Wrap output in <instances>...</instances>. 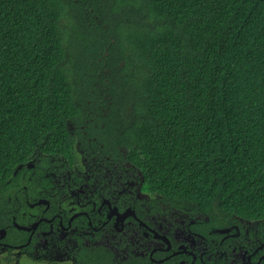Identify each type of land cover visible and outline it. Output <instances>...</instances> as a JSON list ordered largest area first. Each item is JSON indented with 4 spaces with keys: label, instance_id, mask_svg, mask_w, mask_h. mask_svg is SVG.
Here are the masks:
<instances>
[{
    "label": "trees",
    "instance_id": "1",
    "mask_svg": "<svg viewBox=\"0 0 264 264\" xmlns=\"http://www.w3.org/2000/svg\"><path fill=\"white\" fill-rule=\"evenodd\" d=\"M98 145L113 158L123 147L158 211L201 215L205 230L264 225V0H0L4 243L28 242L15 224L42 207L14 195L45 198L39 168ZM77 251V264L111 263Z\"/></svg>",
    "mask_w": 264,
    "mask_h": 264
},
{
    "label": "flooded vegetation",
    "instance_id": "2",
    "mask_svg": "<svg viewBox=\"0 0 264 264\" xmlns=\"http://www.w3.org/2000/svg\"><path fill=\"white\" fill-rule=\"evenodd\" d=\"M71 129L78 133L77 127ZM98 147L80 149L79 159L57 173L41 166L36 184L45 198L31 203L28 194L14 195L16 206L27 203L42 211L30 226L15 224L29 233L27 243H4L5 230L6 236L0 238L2 259L28 254L44 264L53 258L56 263L77 264V250L86 247L107 252L110 264H148L146 259L153 264H264V225L260 221L238 219L232 228L205 230L195 226L204 220L201 215L194 217L164 205L158 211L157 204L141 191V171L125 163L123 147L118 148L117 158L109 157L103 145ZM35 167L27 165L28 169ZM36 223L35 230H27ZM33 240L31 251H23Z\"/></svg>",
    "mask_w": 264,
    "mask_h": 264
},
{
    "label": "rangeland",
    "instance_id": "3",
    "mask_svg": "<svg viewBox=\"0 0 264 264\" xmlns=\"http://www.w3.org/2000/svg\"><path fill=\"white\" fill-rule=\"evenodd\" d=\"M174 214L175 213H173V215ZM173 215H171V218L173 217ZM16 256L19 257V258H16V259L14 258L12 264H44L43 262L42 263H40V262H33L32 260L27 259V257L25 255H23L22 257H20L19 254H16ZM53 260H56V259L53 258Z\"/></svg>",
    "mask_w": 264,
    "mask_h": 264
},
{
    "label": "water",
    "instance_id": "4",
    "mask_svg": "<svg viewBox=\"0 0 264 264\" xmlns=\"http://www.w3.org/2000/svg\"><path fill=\"white\" fill-rule=\"evenodd\" d=\"M43 203V202H40ZM38 226V223H36L31 229H27L28 231L30 230H35ZM21 229H25V228H21ZM6 236V231L5 230H0V238H4Z\"/></svg>",
    "mask_w": 264,
    "mask_h": 264
}]
</instances>
